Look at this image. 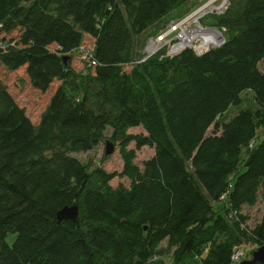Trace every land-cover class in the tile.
I'll list each match as a JSON object with an SVG mask.
<instances>
[{
  "label": "trees",
  "instance_id": "trees-1",
  "mask_svg": "<svg viewBox=\"0 0 264 264\" xmlns=\"http://www.w3.org/2000/svg\"><path fill=\"white\" fill-rule=\"evenodd\" d=\"M187 1L0 0V64L24 70L47 97L35 124L0 83V264H146L166 239L174 264H233L242 239L264 243V216L249 230L239 212L264 199V139L255 141L264 0H229L213 25L226 29L221 46L140 63L137 38ZM248 91L261 109L226 121ZM138 127L147 135L128 133ZM109 130L121 173L72 156ZM131 143L155 149L142 169ZM118 177L130 187L114 188ZM73 204L78 221L59 222L57 212Z\"/></svg>",
  "mask_w": 264,
  "mask_h": 264
},
{
  "label": "rangeland",
  "instance_id": "rangeland-1",
  "mask_svg": "<svg viewBox=\"0 0 264 264\" xmlns=\"http://www.w3.org/2000/svg\"><path fill=\"white\" fill-rule=\"evenodd\" d=\"M227 0H189L185 4H183L178 9L176 8L173 10L161 24L157 25L156 27L150 29L145 34L137 38V43H140V47H138L137 52L142 53L144 52L145 46L149 38L156 37L157 35L161 34L162 32L166 31L167 28L169 29V25L171 23L181 24L187 23L189 24L190 30L201 28L200 20L199 23L193 21L196 17V11L207 8L210 10L209 15H206L201 18V24L203 28L209 29H216L222 33L224 36V32L226 30L217 29L213 27L216 25L217 19L215 18L218 15L219 10L216 8L222 7L223 2ZM229 3V0L227 1ZM216 7L215 9H211V6ZM197 6V7H196ZM195 10L187 15L186 17L182 18L186 12L191 10L192 8ZM164 28V29H163ZM163 29L162 32L160 30ZM160 32V33H158ZM156 34V35H155ZM175 34L170 36V39L175 38ZM225 40V39H224ZM222 45V44H221ZM220 45V46H221ZM218 46L209 45L206 47L202 46V39L200 37L194 38L193 41L190 43L189 46L185 48H192L198 55H202L207 52L211 48H216ZM208 49V50H207ZM73 67L80 71L82 66L77 62H73ZM259 70L264 73V58L259 62ZM0 83L5 85L9 91V93L15 98L16 102L23 108L26 109L28 116L31 120L38 124L41 114L44 112L45 107L47 105V97L38 95L33 89H31L28 79L25 75L24 70H21L17 73H12L5 69L0 64ZM242 97L244 98L242 105L238 107H232L224 116L226 121H229L231 118L236 116L240 113L241 110H252L258 111L260 106L255 100V97L252 92L248 91L243 93ZM262 124L260 127H257L255 136L256 142L262 141L264 139V118L261 120ZM212 128L209 130L208 135L211 134ZM110 131V130H109ZM130 134H144L147 135V132L144 130L143 127L133 128L130 129ZM111 131L106 134L104 140L101 141L93 150H90L86 153H75L72 154L73 157L77 158L83 164H93L96 167H102L107 172H118L121 173L124 169V159L121 155V148L119 143H114L110 140ZM110 142L114 146V153L110 156H106V147L107 143ZM254 143V142H253ZM253 143L250 144L249 149L253 147ZM128 151H135V158L133 162L136 166L140 169L143 168V163L151 159L155 154V149L149 146L143 147L141 150L136 149L135 143H131L127 147ZM247 155V148L242 150V160ZM241 167H239L233 175L230 177V180H233L237 173L240 171ZM111 185L114 188L119 186H124L125 188H129L131 185V181L127 177H118L115 178ZM215 210L220 212L222 210V203L217 204ZM240 214L246 219L244 224L249 228V230H253L257 225H259L264 216V199L259 197L257 203L254 206H242L241 210L239 211ZM15 239V235H10L8 237V243L12 244ZM263 244V245H262ZM255 243L250 238H245L241 240V243L236 248V251L239 250L242 253H247L243 260H251L252 256L251 253L257 250L259 247L264 246V243ZM176 246L171 243L169 239L163 241L155 250L154 255L147 260L146 264H174V251ZM237 264V263H236ZM240 264V263H238Z\"/></svg>",
  "mask_w": 264,
  "mask_h": 264
},
{
  "label": "built area",
  "instance_id": "built-area-1",
  "mask_svg": "<svg viewBox=\"0 0 264 264\" xmlns=\"http://www.w3.org/2000/svg\"><path fill=\"white\" fill-rule=\"evenodd\" d=\"M228 1V0H227ZM227 1L223 2L222 7L216 8L213 5L211 6V9H217L219 10L218 15L223 14L228 6L229 3ZM210 10L207 8L201 9L196 11V17L193 21H195L196 23H199L200 20V26L201 28H197V29H193L190 30L189 28V24L187 23H181V24H175V23H171L169 25V29L167 28L166 31L162 32L161 34L157 35L156 37H151L149 38V40L146 43L144 52L142 53V59L139 61L141 62H145L147 60H149L150 58L158 55V54H162L161 57H175L177 55H179L184 49H186L185 47V43L188 41V36H192L191 33L197 30H203V29H209V28H203L202 24H201V18L209 15ZM216 30V29H214ZM222 30H226L224 28H222ZM217 32L221 33L220 31L216 30ZM175 34V38L174 39H170V36ZM222 35V33H221ZM193 36H192V40L189 41L190 43L193 41ZM187 40V41H186ZM225 40H221V44L224 43ZM190 45V44H189ZM218 45V46H220ZM3 44L2 42H0V47H2ZM209 46V45H208ZM208 50V49H207ZM84 63L88 66V67H92L95 65V57H94V52L91 56L88 57H84L83 58ZM226 197V195L223 196V199ZM247 253H242L239 250L234 252V255L232 257V261L233 264H238L241 263L243 261V259L245 258Z\"/></svg>",
  "mask_w": 264,
  "mask_h": 264
},
{
  "label": "water",
  "instance_id": "water-1",
  "mask_svg": "<svg viewBox=\"0 0 264 264\" xmlns=\"http://www.w3.org/2000/svg\"><path fill=\"white\" fill-rule=\"evenodd\" d=\"M221 40H224L222 35ZM219 47V46H218ZM67 58L65 59V63ZM114 153V146L108 142L106 147V156H110ZM80 207L78 204L68 205L63 207L57 212V219L59 222L72 221L77 222L79 219ZM251 260H243L240 264H264V246L259 247L257 250L251 253Z\"/></svg>",
  "mask_w": 264,
  "mask_h": 264
},
{
  "label": "bare ground",
  "instance_id": "bare-ground-1",
  "mask_svg": "<svg viewBox=\"0 0 264 264\" xmlns=\"http://www.w3.org/2000/svg\"><path fill=\"white\" fill-rule=\"evenodd\" d=\"M193 38L200 37L202 39V46L206 47L208 45H215L218 46L221 43V33L217 32L214 29H203V30H197L191 33ZM192 36H188V41L185 43V46H189L190 42L192 40Z\"/></svg>",
  "mask_w": 264,
  "mask_h": 264
}]
</instances>
